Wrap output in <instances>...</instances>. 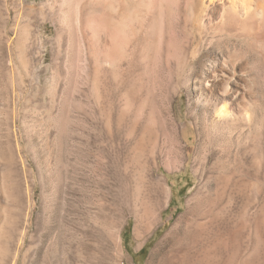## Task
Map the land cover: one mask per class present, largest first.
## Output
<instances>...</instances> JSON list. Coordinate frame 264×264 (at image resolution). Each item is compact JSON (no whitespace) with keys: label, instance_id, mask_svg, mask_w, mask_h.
Returning a JSON list of instances; mask_svg holds the SVG:
<instances>
[{"label":"rangeland","instance_id":"obj_1","mask_svg":"<svg viewBox=\"0 0 264 264\" xmlns=\"http://www.w3.org/2000/svg\"><path fill=\"white\" fill-rule=\"evenodd\" d=\"M186 2L157 23L143 0H0V264H158L178 224L166 264H264V8L201 23ZM228 86L225 124L198 104Z\"/></svg>","mask_w":264,"mask_h":264},{"label":"bare ground","instance_id":"obj_2","mask_svg":"<svg viewBox=\"0 0 264 264\" xmlns=\"http://www.w3.org/2000/svg\"><path fill=\"white\" fill-rule=\"evenodd\" d=\"M123 1V0H122ZM145 1L146 5L148 6L149 10L148 12L145 10L142 13L146 14V15H150L153 19H162V20H170L173 19V17H178L181 15V11L182 8L188 4V2H186V0H143V2ZM141 2V1H140ZM121 3V2H120ZM124 3V2H123ZM143 4V3H142ZM194 6L197 7V9L193 12H191V15L194 17V19H196L198 22L201 23H205V21L207 20H213V18L215 17V11L218 7L224 6L225 8L223 9L222 15L221 17V21L224 20H232L235 19L239 16H244V17H249L251 14L253 13H258L259 9L262 11L264 8V0H197L196 3L193 4ZM144 6V5H143ZM147 8V7H146ZM223 8V7H222ZM221 8V9H222ZM147 12V13H145ZM221 13V12H220ZM143 14V15H144ZM190 14V12H189ZM183 15V14H182ZM191 16V17H192ZM145 17V16H144ZM217 17V16H216ZM243 17V18H244ZM180 18V17H179ZM148 19V17L146 18ZM152 20V19H151ZM154 20V21H155ZM156 20V21H157ZM165 20V21H167ZM148 21V20H147ZM155 21V22H156ZM160 21L158 20L157 23H159ZM164 22V21H162ZM150 23V22H149ZM157 23H155V25L157 26ZM152 24V21H151ZM162 25V24H161ZM151 27V25H150ZM158 27V26H157ZM154 28V27H153ZM152 28V29H153ZM158 29V28H157ZM152 32V31H151ZM200 43V42H199ZM198 43V44H199ZM202 46V45H200ZM197 48L198 45L196 46ZM203 47V46H202ZM208 49V48H206ZM209 50V49H208ZM211 70V69H210ZM204 72V71H203ZM204 74V73H203ZM205 76V75H204ZM210 77V76H209ZM212 77L214 79V82L216 81L217 83H224L225 79H229L225 73H221L218 74L215 73L213 75L212 73ZM198 79L201 80V78L198 77ZM204 80V79H203ZM230 80V79H229ZM202 83V82H201ZM167 84V83H166ZM200 84V83H199ZM204 84V81H203ZM209 84V83H208ZM161 85H165V83L161 84ZM202 85V84H201ZM207 87V85H205ZM162 87V86H161ZM169 87V86H168ZM201 87V86H200ZM170 88V87H169ZM205 88V87H204ZM217 88V87H216ZM164 89L166 91V87L164 86ZM163 89V90H164ZM168 89V88H167ZM214 89V88H213ZM205 90V89H204ZM164 91V92H165ZM168 91V90H167ZM170 91V90H169ZM209 91V90H208ZM233 93V94H232ZM165 94V93H164ZM167 94H169V92H167ZM203 95V94H202ZM240 91H237L236 93H234V91L232 92L231 89L228 87L224 88V89H215V90H211V92H209V94L206 96L204 102H201L198 105H202L203 107H205L207 110L213 111L214 115L216 116V120H218V122H222V123H231V122H236L240 119H243V97H240ZM239 96V97H238ZM243 96V95H242ZM167 97V96H166ZM164 98V97H163ZM201 98V97H200ZM166 106V105H165ZM165 108V107H164ZM198 108V107H197ZM205 110V109H203ZM168 113V112H167ZM207 113V112H206ZM164 117V116H163ZM167 117V115H166ZM162 119V118H161ZM215 119V118H214ZM167 120V119H166ZM161 121V120H160ZM164 121V120H163ZM165 123V122H163ZM162 124V123H161ZM166 124V123H165ZM164 124V126H166ZM220 124V123H218ZM163 125V124H162ZM169 127V126H168ZM171 130H170V134L172 138H174V140H177L176 138V130L173 128L174 126H171ZM162 128V127H161ZM163 131V130H162ZM166 136V135H165ZM168 137V135H167ZM201 138V137H200ZM199 138V139H200ZM176 142V141H175ZM179 144V142H178ZM177 146V145H176ZM176 148V147H175ZM174 151V150H173ZM167 152V151H166ZM170 153V152H169ZM156 155V153H154ZM153 154V156H154ZM174 156V160H172V162H168L165 166V169H167L168 171H171L172 169L176 168V165L174 166L173 164H176L179 160V156L180 154L177 152L173 153ZM153 158V157H152ZM170 158V157H169ZM173 158V156H172ZM156 159V158H155ZM158 159V158H157ZM198 159V158H197ZM154 160V159H153ZM204 163H202L203 165H205V161L203 160ZM179 163V162H178ZM197 163V161H196ZM158 164V163H157ZM198 164V163H197ZM200 167H202L200 165ZM204 167V166H203ZM197 173H199L200 168H198ZM204 171V169H203ZM151 179V178H150ZM152 180H149V182ZM160 184V183H159ZM121 186V185H120ZM162 190L160 192V196H158L157 199V207L158 210L160 211L165 205L169 204V197H170V189L168 188H161ZM200 190L202 191V189L200 188ZM200 190H198V193L194 196V203L188 205L187 208V212L185 215H183V220L178 222L181 224V222H187V225L190 226V223H193L196 221V219H199L202 216V208L205 209V207H209L208 204L205 206L204 205V196H202L199 192ZM204 191V189H203ZM157 192V191H156ZM209 194H207L208 196ZM207 199V198H206ZM155 201V200H154ZM192 201V202H193ZM212 203V202H211ZM206 204V203H205ZM205 206V207H204ZM203 209V210H204ZM209 208H207L208 210ZM154 210V209H153ZM157 210V209H156ZM206 210V211H207ZM162 211V210H161ZM204 211V212H206ZM203 212V213H204ZM210 212H211V208H210ZM208 213V212H207ZM158 214V213H157ZM152 215V214H151ZM155 215V214H154ZM153 215V216H154ZM201 215V216H200ZM200 216V217H199ZM206 216V215H204ZM146 217V216H143ZM152 217V216H151ZM150 217V218H151ZM155 218H151V219H146L143 221H141L139 224H137V226L135 227V240L140 243L143 242L147 236L149 235V233H151L155 228L158 227L160 221H161V216H154ZM203 217V216H202ZM201 219V218H200ZM181 220V219H180ZM185 220V221H184ZM203 220V219H202ZM197 222V221H196ZM177 223V224H178ZM176 225V224H175ZM179 225V224H178ZM178 225H176L175 227H173L171 229V231L168 232V235L166 236V238L170 237L169 239H172L171 243H170V248L169 252H163V254L161 255L162 257L160 259V261H158V264H166L167 261L169 260V257H171V252L172 250H176L177 249V244L178 242L180 243L183 239L184 236H182V239H178L179 236V231H178ZM192 226L190 227V229L193 227V224H191ZM187 227V226H186ZM186 227L184 226L185 230H183L181 228L182 231H187L188 229H186ZM192 230V229H191ZM117 231V230H116ZM190 231V230H189ZM188 231V232H189ZM193 231V230H192ZM191 232V231H190ZM189 232V233H190ZM182 233V232H180ZM187 232H185L186 234ZM188 233V234H189ZM192 233V232H191ZM184 233H182L183 235ZM187 235V234H186ZM191 235V234H190ZM116 236V235H115ZM181 236V234H180ZM189 238V235H187ZM184 237V239H186V237ZM165 238V239H166ZM117 239H118V243H119V247H120V253L122 256H124V251H123V237H122V230L118 231L117 234ZM180 240V241H179ZM186 241V240H185ZM170 242V240H169ZM183 242V241H182ZM167 243V242H166ZM185 243V242H184ZM165 244V241H164ZM162 242H160V244H158L157 248H159V250L161 249ZM182 245V244H181ZM184 245V244H183ZM182 245V246H183ZM164 246V245H163ZM176 247V249H174ZM181 247V246H180ZM185 247V246H183ZM182 247V249H183ZM165 248V247H164ZM163 248V249H164ZM179 248V247H178ZM168 250V249H167ZM181 250V249H180ZM162 252V251H160ZM156 254V252H154ZM154 254V255H155ZM161 254V253H160ZM171 254V255H170ZM157 256V254H156ZM175 256V253H174ZM177 256V255H176ZM173 257V256H172ZM152 258H155L152 256ZM158 259V258H157ZM171 259V258H170ZM156 263V262H155ZM152 264V263H151ZM154 264V263H153Z\"/></svg>","mask_w":264,"mask_h":264},{"label":"trees","instance_id":"obj_3","mask_svg":"<svg viewBox=\"0 0 264 264\" xmlns=\"http://www.w3.org/2000/svg\"><path fill=\"white\" fill-rule=\"evenodd\" d=\"M142 253V252H141Z\"/></svg>","mask_w":264,"mask_h":264}]
</instances>
